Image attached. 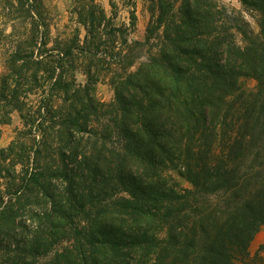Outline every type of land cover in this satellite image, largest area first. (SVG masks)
I'll list each match as a JSON object with an SVG mask.
<instances>
[{
	"label": "trees",
	"instance_id": "16d2710c",
	"mask_svg": "<svg viewBox=\"0 0 264 264\" xmlns=\"http://www.w3.org/2000/svg\"><path fill=\"white\" fill-rule=\"evenodd\" d=\"M240 1L158 0L106 102L73 46L47 48L43 0H0L24 26L0 77V122L24 125L0 148V264H256L264 0Z\"/></svg>",
	"mask_w": 264,
	"mask_h": 264
},
{
	"label": "rangeland",
	"instance_id": "374dc122",
	"mask_svg": "<svg viewBox=\"0 0 264 264\" xmlns=\"http://www.w3.org/2000/svg\"><path fill=\"white\" fill-rule=\"evenodd\" d=\"M157 1L43 0V8L35 9V17L37 20L44 19L48 24L47 48L53 49L56 54L59 50L73 46L77 55L75 74L78 83L90 81L88 74L91 73L89 75L93 78L100 79L96 84L90 82L96 88V96L109 102L114 96L111 80L116 69L128 62L123 55L130 53L135 66L147 56L149 47L134 45L133 41L145 40L148 27L158 15ZM228 3L242 8L240 0ZM245 17L250 27L257 32V14L245 12ZM88 30L93 34L90 35ZM23 37L24 26L20 20L13 22L8 17H0V77L6 70V59L11 50ZM157 42L153 39L149 44ZM254 83L253 80L247 81L248 85ZM23 127L19 112L14 110L9 121L0 122V148L7 147ZM177 178L183 186H190L186 179ZM263 245L264 225L256 232L249 247L250 257L256 264H264Z\"/></svg>",
	"mask_w": 264,
	"mask_h": 264
},
{
	"label": "crops",
	"instance_id": "0c3cea01",
	"mask_svg": "<svg viewBox=\"0 0 264 264\" xmlns=\"http://www.w3.org/2000/svg\"><path fill=\"white\" fill-rule=\"evenodd\" d=\"M225 1L233 2V3L239 2V0H225Z\"/></svg>",
	"mask_w": 264,
	"mask_h": 264
}]
</instances>
